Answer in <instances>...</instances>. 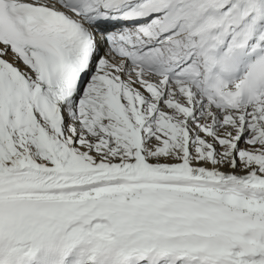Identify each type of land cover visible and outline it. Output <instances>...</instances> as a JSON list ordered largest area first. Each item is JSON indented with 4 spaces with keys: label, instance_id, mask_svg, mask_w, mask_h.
<instances>
[{
    "label": "snow or ice",
    "instance_id": "snow-or-ice-1",
    "mask_svg": "<svg viewBox=\"0 0 264 264\" xmlns=\"http://www.w3.org/2000/svg\"><path fill=\"white\" fill-rule=\"evenodd\" d=\"M0 264H264V0H0Z\"/></svg>",
    "mask_w": 264,
    "mask_h": 264
},
{
    "label": "bare ground",
    "instance_id": "bare-ground-1",
    "mask_svg": "<svg viewBox=\"0 0 264 264\" xmlns=\"http://www.w3.org/2000/svg\"><path fill=\"white\" fill-rule=\"evenodd\" d=\"M8 58H10V60L12 59L11 54L8 56ZM15 63H19V62H15ZM19 66H20L21 68L23 67V65H19ZM225 170H226V169H225ZM236 171H237L238 173H240V174H243L239 168H237Z\"/></svg>",
    "mask_w": 264,
    "mask_h": 264
},
{
    "label": "rangeland",
    "instance_id": "rangeland-1",
    "mask_svg": "<svg viewBox=\"0 0 264 264\" xmlns=\"http://www.w3.org/2000/svg\"><path fill=\"white\" fill-rule=\"evenodd\" d=\"M240 146H241V147H246V144H245L243 141H241Z\"/></svg>",
    "mask_w": 264,
    "mask_h": 264
}]
</instances>
